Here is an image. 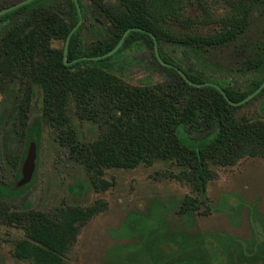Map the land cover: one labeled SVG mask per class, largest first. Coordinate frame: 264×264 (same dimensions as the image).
<instances>
[{"label":"trees","instance_id":"1","mask_svg":"<svg viewBox=\"0 0 264 264\" xmlns=\"http://www.w3.org/2000/svg\"><path fill=\"white\" fill-rule=\"evenodd\" d=\"M77 1L80 11L75 0H33L0 16V91L16 94L10 135L22 140L34 89L39 87L43 118L62 132L95 189L107 191L113 186L103 177L106 169H133L158 160L173 162L179 172L172 177L191 185L197 194L184 197L180 212H198L206 204L204 212L209 213L207 186L216 175L213 167L233 166L245 157L264 159V121L238 116L242 105L229 104L216 87L191 86L176 69L163 66L150 33L157 38L160 57L180 68L190 81L216 83L232 102H241L264 83V24L255 32V21L264 19V0L246 1L213 34L185 31L193 25L185 10L196 0ZM8 6L0 4V10ZM88 16L104 27L99 39L86 44L83 26L78 23ZM134 27L142 31L129 32L112 56L82 58L107 54ZM71 31L67 56L71 63L66 65L64 49ZM138 45L150 46L163 81L137 86L117 75L118 56ZM219 49H232L241 60L242 72L256 74L260 80L241 89L229 79L207 77L193 60ZM179 50L192 58L194 68L177 62ZM73 107L79 119L101 129L97 140L82 143L74 137ZM105 208L106 203L98 200L85 208L59 209L54 217L28 206L15 210L0 199V224L18 226L24 232L25 237L15 242L16 259L65 264L80 225Z\"/></svg>","mask_w":264,"mask_h":264},{"label":"rangeland","instance_id":"2","mask_svg":"<svg viewBox=\"0 0 264 264\" xmlns=\"http://www.w3.org/2000/svg\"><path fill=\"white\" fill-rule=\"evenodd\" d=\"M19 1L0 0V4ZM104 1L117 4L119 0ZM246 1L196 0L185 10L193 23L185 31L218 32L221 21L235 15ZM82 22L86 44L101 37L104 24L93 16L83 17ZM263 24L264 19L255 21L256 33ZM179 51L178 63L194 68V62L207 77L229 79L241 89L260 80L256 74L242 72L241 60L232 49H219L193 62L185 51ZM151 52L149 45L123 50L115 72L137 86L163 81L164 74ZM263 90L242 105L238 116L264 121ZM15 99L13 92L0 91V199L15 210L28 206L54 217L68 206L85 208L98 200L106 203L105 210L80 225L65 264H264L263 158L245 157L233 166L213 167L216 175L207 186L210 212H204L203 204L198 212L182 214L179 209L184 197L197 194L191 185L172 177L179 172L173 162L158 160L133 169H106L103 177L113 186L98 191L62 132L43 118L39 87L34 89L22 140L10 135ZM70 116L79 142L91 143L101 136V129L79 119L74 107ZM24 172L29 177L25 182ZM24 237L18 226L0 224V264H31L13 255L15 242Z\"/></svg>","mask_w":264,"mask_h":264},{"label":"water","instance_id":"3","mask_svg":"<svg viewBox=\"0 0 264 264\" xmlns=\"http://www.w3.org/2000/svg\"><path fill=\"white\" fill-rule=\"evenodd\" d=\"M31 1H33V0H22V1H19V2H17V3H14L13 5H10V6H8V7H5V8H3V9L0 10V16H2L3 14L8 13V12L14 10V9H17V8L23 6V5H25V4H27V3L31 2ZM75 1H76V3H77L78 9H79V11H80V7H79V4H78V1H77V0H75ZM81 23H82V17H81V19H80L78 25H80ZM76 28H77V27H75V28L73 29V31H74ZM135 30H140V31H142L141 28H136V27L128 29V30L124 33V35H123L122 39L120 40V42L118 43V45H117L113 50H111L110 52H108L107 54L102 55V56H99V57H94V58H89V57H82V58H83V59L99 60V59H103V58H107V57L112 56L114 53H116V52L121 48V46H122V44H123V42H124L126 36L128 35V33L131 32V31H135ZM73 31H71V33L69 34V36H68V38H67V41H66L65 49H64V56H63V58H64V63H65L66 65H68V64L71 63V62H68V61H67V56H68L69 39H70V36H71V34L73 33ZM150 35H151V37H152V39H153V41H154L155 55H156L157 59L159 60V62H160L163 66H166V67H172V68L176 69V70L178 71V73L182 76V78H183L187 83H189L191 86H194V87H201V86H203V85H213V86L216 87L218 90H220V92L222 93V95L224 96V98L227 100V102H228L229 104L233 105V106H241V105H244V104L247 103L249 100H251V99L254 98L256 95H258V94L261 92V90L264 89V83H263V84H262V85H261V86H260L255 92H254V93H252V94H250L249 96H247V97H246L244 100H242L241 102H237V103L232 102V101L229 99V97H228V95L226 94V92H225V91H224V90H223L218 84H216V83H211V82H206V83H203V84H197V83H194V82L190 81L189 78L186 76V74H185L180 68H178L176 65L169 64V63L165 62V61L160 57V55H159V52H158V45H157L158 41H157L156 36L153 35L152 33H150ZM78 60H79V58H78V59H75V60L72 61V62H75V61H78ZM28 179H29V177L26 176V174H25V172H24V179H23L24 182L27 181Z\"/></svg>","mask_w":264,"mask_h":264}]
</instances>
